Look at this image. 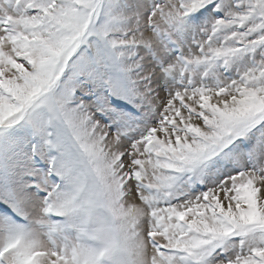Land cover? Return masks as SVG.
<instances>
[{"label": "snow or ice", "instance_id": "snow-or-ice-1", "mask_svg": "<svg viewBox=\"0 0 264 264\" xmlns=\"http://www.w3.org/2000/svg\"><path fill=\"white\" fill-rule=\"evenodd\" d=\"M0 264H264V0H0Z\"/></svg>", "mask_w": 264, "mask_h": 264}]
</instances>
